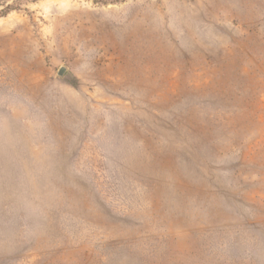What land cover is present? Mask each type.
<instances>
[{
	"label": "rangeland",
	"instance_id": "obj_1",
	"mask_svg": "<svg viewBox=\"0 0 264 264\" xmlns=\"http://www.w3.org/2000/svg\"><path fill=\"white\" fill-rule=\"evenodd\" d=\"M0 264H264V0H0Z\"/></svg>",
	"mask_w": 264,
	"mask_h": 264
},
{
	"label": "water",
	"instance_id": "obj_2",
	"mask_svg": "<svg viewBox=\"0 0 264 264\" xmlns=\"http://www.w3.org/2000/svg\"><path fill=\"white\" fill-rule=\"evenodd\" d=\"M65 70H66V68L64 66H60L57 70V74L62 75V74H64Z\"/></svg>",
	"mask_w": 264,
	"mask_h": 264
}]
</instances>
